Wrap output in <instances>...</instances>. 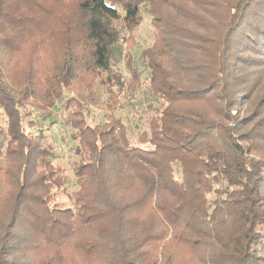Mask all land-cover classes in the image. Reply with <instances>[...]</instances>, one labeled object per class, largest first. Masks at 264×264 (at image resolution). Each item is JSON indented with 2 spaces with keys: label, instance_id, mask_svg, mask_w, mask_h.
Returning a JSON list of instances; mask_svg holds the SVG:
<instances>
[{
  "label": "trees",
  "instance_id": "16d2710c",
  "mask_svg": "<svg viewBox=\"0 0 264 264\" xmlns=\"http://www.w3.org/2000/svg\"><path fill=\"white\" fill-rule=\"evenodd\" d=\"M144 12L157 43L129 83L112 66ZM98 84L160 105L136 137L91 126ZM60 104L73 209L25 126ZM0 111V264H264V0H0Z\"/></svg>",
  "mask_w": 264,
  "mask_h": 264
},
{
  "label": "rangeland",
  "instance_id": "374dc122",
  "mask_svg": "<svg viewBox=\"0 0 264 264\" xmlns=\"http://www.w3.org/2000/svg\"><path fill=\"white\" fill-rule=\"evenodd\" d=\"M169 12V15L174 13L172 8ZM154 26L155 25L152 24V19L144 12L142 24L134 29V31L125 35L126 39L123 45L119 46L116 51V60L113 62L112 69L116 75L126 78L129 83L133 80L135 81L133 72L135 65L140 70L144 69L142 54H145L148 50L154 49V45L157 43V29ZM28 50L27 47L24 51V59L28 56ZM163 59L168 60V54H166ZM142 81L146 82L144 79H142ZM97 89L98 96L101 95L102 100L100 99L101 102L99 106L90 108L91 115L87 122L91 126H95L98 122H101L105 113L111 114V112H114L117 118H120L126 126L132 128L130 135L132 134L136 137L135 127L140 124L142 128L146 119L150 118L152 115L149 111L145 110V113L142 111L146 109L148 104L153 108H157L160 105L146 97L144 86L143 89L138 90L136 93H130L126 88L121 93L115 91L111 94H106V89L104 90L101 85L97 86ZM69 94L73 96V92ZM132 105L137 107V109H134ZM31 110L32 109H28L27 111L29 112ZM67 115V111L63 108V105L60 104L52 111L53 125H50V121H44L42 114L37 111L33 112V116L26 119L25 126L27 127V122L29 120H33L36 124L34 131L36 133L40 130L44 131L47 136V144L54 148L53 164L64 170V175L67 180V189L64 193L65 195L60 194L56 196L52 206L73 209L74 205L69 200L68 195L77 191L75 169L80 161V157L76 154L77 143L71 138L73 131L63 125V120L67 118ZM139 117L143 118L141 123L139 122Z\"/></svg>",
  "mask_w": 264,
  "mask_h": 264
}]
</instances>
